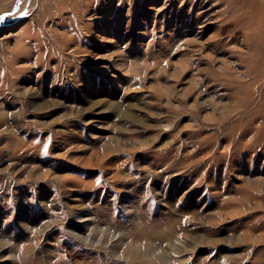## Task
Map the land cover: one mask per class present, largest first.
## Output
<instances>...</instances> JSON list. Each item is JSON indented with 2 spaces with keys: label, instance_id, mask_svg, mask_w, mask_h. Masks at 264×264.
Returning <instances> with one entry per match:
<instances>
[{
  "label": "rangeland",
  "instance_id": "rangeland-1",
  "mask_svg": "<svg viewBox=\"0 0 264 264\" xmlns=\"http://www.w3.org/2000/svg\"><path fill=\"white\" fill-rule=\"evenodd\" d=\"M0 16V264H264V0Z\"/></svg>",
  "mask_w": 264,
  "mask_h": 264
},
{
  "label": "snow or ice",
  "instance_id": "snow-or-ice-1",
  "mask_svg": "<svg viewBox=\"0 0 264 264\" xmlns=\"http://www.w3.org/2000/svg\"><path fill=\"white\" fill-rule=\"evenodd\" d=\"M4 19V17L0 16V21H2Z\"/></svg>",
  "mask_w": 264,
  "mask_h": 264
},
{
  "label": "bare ground",
  "instance_id": "bare-ground-1",
  "mask_svg": "<svg viewBox=\"0 0 264 264\" xmlns=\"http://www.w3.org/2000/svg\"><path fill=\"white\" fill-rule=\"evenodd\" d=\"M98 160V159H97ZM85 164V163H84ZM263 234V233H262Z\"/></svg>",
  "mask_w": 264,
  "mask_h": 264
}]
</instances>
